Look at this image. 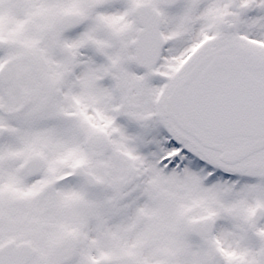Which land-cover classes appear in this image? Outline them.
Returning <instances> with one entry per match:
<instances>
[{"label": "snow or ice", "instance_id": "obj_1", "mask_svg": "<svg viewBox=\"0 0 264 264\" xmlns=\"http://www.w3.org/2000/svg\"><path fill=\"white\" fill-rule=\"evenodd\" d=\"M0 264H264V0H0Z\"/></svg>", "mask_w": 264, "mask_h": 264}]
</instances>
